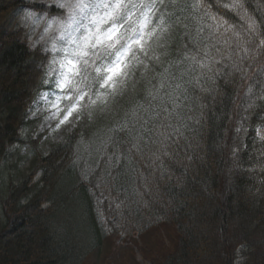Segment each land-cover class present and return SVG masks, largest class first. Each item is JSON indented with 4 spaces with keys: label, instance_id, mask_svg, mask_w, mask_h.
<instances>
[{
    "label": "trees",
    "instance_id": "1",
    "mask_svg": "<svg viewBox=\"0 0 264 264\" xmlns=\"http://www.w3.org/2000/svg\"><path fill=\"white\" fill-rule=\"evenodd\" d=\"M234 2L164 0L169 40L159 63L138 72L116 111L86 112L38 160V182L11 187L0 264H75L66 233L72 236L71 208L56 198L96 130L100 139L106 132L102 148L91 151L99 165L69 192L83 201L89 242L101 235L94 196L111 233L139 228L124 200L133 183L144 224H168L179 235L172 251L155 260L139 254L140 264H264V146L245 131L252 109L264 107V0H242L243 12ZM19 3L0 0V19ZM19 35L0 25V159L19 140L36 99Z\"/></svg>",
    "mask_w": 264,
    "mask_h": 264
},
{
    "label": "rangeland",
    "instance_id": "2",
    "mask_svg": "<svg viewBox=\"0 0 264 264\" xmlns=\"http://www.w3.org/2000/svg\"><path fill=\"white\" fill-rule=\"evenodd\" d=\"M85 7L83 10H76L77 23L73 25L77 29L76 35H86L89 30L95 31L97 28V22L104 18V22L98 26L102 32H106L113 24L121 27V35L127 36L133 34L132 28H136L135 34H139L138 24L143 18L144 14L148 15L150 24L149 30L157 28L161 22V18L164 20L163 33L157 32L156 37L146 38L147 44L151 46L148 51V58L145 59L144 55L137 53L143 63H136L132 61L130 65L129 75L127 77H118V81H123V84L118 83V92L113 94L116 101L103 111L96 109L92 112L91 116L104 115L108 112L116 111L121 101V96L130 92L136 87L139 74H144L149 71V65L152 61L153 64H158L167 47L168 43V21L164 14L165 8H163V2L161 0H75ZM122 3L124 7L118 10V14H114L112 18H107L106 14L112 10V6L116 3ZM154 8H151L152 5ZM103 5H108L104 7ZM151 8V11L149 9ZM15 10V9H14ZM14 10L4 15L0 19V25L7 30H13L12 17ZM131 13V15H129ZM168 39V40H167ZM123 43V40L121 41ZM86 51L89 53V62L91 63V57L96 49L89 46ZM158 57V59H156ZM71 58V57H69ZM114 57H108L104 61L97 60L96 65L100 66L102 63H110ZM139 72V74H138ZM77 79H80L77 77ZM136 90V89H135ZM46 102V101H45ZM36 103L39 104L40 100L36 99ZM32 107V106H31ZM31 110V108H30ZM125 117L123 114L122 118ZM124 119V118H123ZM129 123L131 121H128ZM50 122L43 121L38 115L33 119H28L27 123L20 131V137L13 145L8 146L7 153L0 159V222L7 221L8 214L5 212L4 202L9 197L10 189L13 185L18 186L24 181H28L29 186L38 182L42 176L41 168L39 167L38 160L42 156H46L50 153L53 147L66 139V137L77 127L71 129L62 128L59 131H54V123L49 126ZM92 148L88 149L87 144L82 145V154L78 156L73 164L70 173L65 176L59 186L58 196L56 198V205L61 208H65L66 205L61 201L66 199L70 205V214L72 215V224L70 230L72 236L66 233L68 238L75 247L73 251V261L75 264H140L138 255L155 260L158 256H162L172 251L179 241V235L177 230L168 224H144L142 216L143 202L136 191L135 187L130 188V195L125 196V202L128 204L130 211L134 212V218L138 224V229L129 232H122L118 235L111 233L103 223L102 210L99 207L101 201L98 196L93 198V207L96 220L99 224L101 235L90 240V234L86 232L88 222L84 215L83 201L79 199L78 191L73 195H70V191L73 187L79 183H84L89 180L90 172L99 165V156L97 153L91 151H97L102 148L103 143L101 139L105 137L106 132L103 134L102 130L100 135L96 130L93 133ZM84 147V148H83ZM128 168V167H126ZM51 202H48V204ZM82 232V234H81ZM88 240V241H87ZM73 247V248H74Z\"/></svg>",
    "mask_w": 264,
    "mask_h": 264
},
{
    "label": "clouds",
    "instance_id": "3",
    "mask_svg": "<svg viewBox=\"0 0 264 264\" xmlns=\"http://www.w3.org/2000/svg\"><path fill=\"white\" fill-rule=\"evenodd\" d=\"M77 9L83 10L75 0H20L12 17L13 31L20 34L19 42L29 53L26 63L35 73L34 97L40 100L39 104L33 100L27 118L39 115L49 126L54 123V131L71 129L86 112L91 117L94 110L103 111L116 101L111 86L106 88L97 78L102 76L93 67L97 58L92 56L90 63L89 53L82 54L88 33L76 35ZM69 113L71 118L61 124ZM245 131L253 142L264 146V107L252 109Z\"/></svg>",
    "mask_w": 264,
    "mask_h": 264
},
{
    "label": "snow or ice",
    "instance_id": "4",
    "mask_svg": "<svg viewBox=\"0 0 264 264\" xmlns=\"http://www.w3.org/2000/svg\"><path fill=\"white\" fill-rule=\"evenodd\" d=\"M163 0H161V3ZM104 7H108V5H103ZM232 8H236L241 12L244 11L242 0H235L234 3L230 5ZM81 7H85V5L81 4ZM124 7V5L120 2L116 3L112 6V10L106 14L107 18H112L114 14H118V10ZM153 4L151 8H154ZM228 7V5H226ZM151 8L149 11H151ZM131 15V13H129ZM246 15V14H245ZM248 21L249 30H254L255 21H253L250 17H246ZM104 22V18H101L97 22V28L93 32L89 30L88 38L84 42V46L82 48V54H87L86 49L91 46L96 49L93 52L92 56L96 57L97 60L104 61L108 57H114V59L110 63H102L100 66L93 64L95 71L97 73H102V76L97 77L98 79L103 80L105 87L107 88L109 85L111 86L112 93L115 94L118 92V83L123 84V81H118V77H127L129 75V69L132 61L136 63H143L137 53H141L144 55L145 59L148 58V51L151 46L147 44L146 38L158 37L156 36L157 32L163 33L164 29V20L161 18L160 24L157 28H152L149 30V18L147 14L143 15V18L139 21L138 30L139 34H135L137 29L134 27L131 29L133 34H129L126 37L121 35V26L113 24L111 28H109L106 32H102L99 28V24ZM123 40V43L121 41ZM158 59V57H156ZM195 60V57L192 58ZM82 83L87 86V79L82 77ZM82 99H87V97H82ZM103 102V98H102ZM71 118V113L66 116L63 120L60 121L61 124L65 123L66 120Z\"/></svg>",
    "mask_w": 264,
    "mask_h": 264
}]
</instances>
